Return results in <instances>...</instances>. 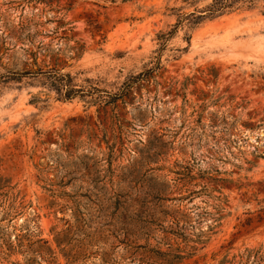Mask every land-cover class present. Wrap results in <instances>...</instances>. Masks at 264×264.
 I'll use <instances>...</instances> for the list:
<instances>
[{
    "label": "rangeland",
    "instance_id": "rangeland-1",
    "mask_svg": "<svg viewBox=\"0 0 264 264\" xmlns=\"http://www.w3.org/2000/svg\"><path fill=\"white\" fill-rule=\"evenodd\" d=\"M212 2L0 0V264L264 247V1L193 26Z\"/></svg>",
    "mask_w": 264,
    "mask_h": 264
},
{
    "label": "trees",
    "instance_id": "trees-1",
    "mask_svg": "<svg viewBox=\"0 0 264 264\" xmlns=\"http://www.w3.org/2000/svg\"><path fill=\"white\" fill-rule=\"evenodd\" d=\"M263 2L264 0H213L212 4L208 6L204 11H202L200 15L191 14L190 16L191 21L190 23L193 26H196L203 22L206 19H215L218 17H221L225 15L226 13H229L231 11H234L235 9H240L242 7L246 8H254L256 7L259 2ZM245 5V6H244ZM182 23V20L179 21L177 26ZM52 75L51 83L52 86L55 88L57 94L64 100H71L74 99L81 90L73 89L72 88V82L73 79L70 75H63L57 72L50 73ZM66 90L64 93L63 90ZM256 220L258 222L263 223L264 222V201L263 205L256 213ZM253 222V219H250L248 223ZM103 264H106V261L103 260ZM244 264H264V247H261L259 249L249 250L248 254L245 258Z\"/></svg>",
    "mask_w": 264,
    "mask_h": 264
}]
</instances>
